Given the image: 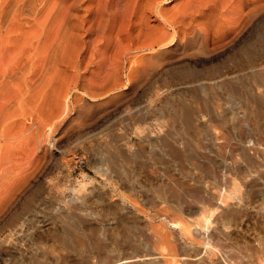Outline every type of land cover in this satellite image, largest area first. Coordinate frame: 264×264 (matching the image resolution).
Listing matches in <instances>:
<instances>
[{
    "label": "rangeland",
    "instance_id": "374dc122",
    "mask_svg": "<svg viewBox=\"0 0 264 264\" xmlns=\"http://www.w3.org/2000/svg\"><path fill=\"white\" fill-rule=\"evenodd\" d=\"M177 2H166L163 8L172 11ZM6 24L2 35L10 36L9 18ZM201 47L194 41L185 46L176 41L163 54L162 68L147 81L124 86L111 99L77 101L78 107L50 133L29 132V138L23 133L27 121L17 112L10 114L0 126V264L109 263L126 249V240L148 250L150 242L138 231L117 224L105 229L110 223L107 213L117 204L116 199H111L114 205L110 202L107 182L122 183L125 194L132 185L147 209L153 204L164 215L176 212V204L165 197L175 182L183 188H201L207 199L212 191L231 190L232 180L241 184L239 170L244 167L250 169V177L264 183V118L254 119L257 133L247 122L240 133L248 137L244 145L250 164L241 150L233 148L239 120L264 109V11L229 47L215 51ZM13 58L9 45L0 51V64ZM90 76L86 74V80L93 81ZM191 110H200L195 121L199 132L178 131L177 111ZM140 126L169 134L166 140L185 151L182 173L171 153L133 136ZM228 138L232 144L219 155L217 146ZM196 141L201 148L192 149ZM207 166L218 173L217 178L206 174ZM165 173L176 181H167ZM83 187L93 194L83 197ZM100 219L105 230L99 236L101 245L94 248L90 242ZM251 219L243 228L251 223L263 235L261 224ZM78 229L89 241L85 249L74 243ZM233 237L235 246L246 252L251 242L247 233L236 232Z\"/></svg>",
    "mask_w": 264,
    "mask_h": 264
},
{
    "label": "bare ground",
    "instance_id": "6f19581e",
    "mask_svg": "<svg viewBox=\"0 0 264 264\" xmlns=\"http://www.w3.org/2000/svg\"><path fill=\"white\" fill-rule=\"evenodd\" d=\"M169 1L1 0L0 51L9 45L14 58L0 64V126L17 112L28 123L20 129L29 138L39 130L50 133L78 107L77 101L96 96L111 99L122 87L147 81L165 62L163 54L176 41L184 46L194 41L214 51L229 47L264 11V0H178L179 6L167 11L163 6ZM8 18L10 36H5ZM86 74L93 81L86 80ZM199 111H177L178 131L199 132L195 124ZM253 111L239 120V135L233 146L243 152L246 164L252 160L244 145L248 137L240 134L243 125L251 124L257 133L254 119L264 118V109ZM133 136L171 153L181 165L180 172L185 170V151L167 141V136L151 133L143 126L136 128ZM230 141L228 138L217 146L219 155L226 153ZM199 148L196 141L192 149ZM205 171L210 177L218 176L211 166ZM239 174L241 184L232 180L231 190L212 191L211 199H207L201 188H183L165 173L167 181L175 182L164 195L176 204L172 215L162 214L153 204L147 209L132 185L125 194L122 183L107 182L110 202L114 205L111 199H116L117 204L107 213L110 223L105 229L117 224L138 231L151 246L144 251L126 240V249L114 261L102 264H264V234L256 232L251 223L248 229L243 228L246 219L256 218L264 233V183L250 177L248 167ZM81 193L87 197L93 191L83 187ZM102 220H97L91 247L101 245L99 236L105 230L100 225ZM236 232L247 233L250 238L246 252L235 246ZM82 233L78 229L73 237L79 249L89 245Z\"/></svg>",
    "mask_w": 264,
    "mask_h": 264
}]
</instances>
